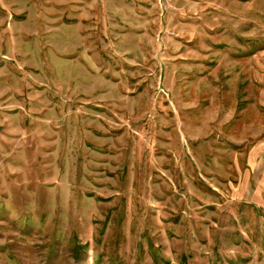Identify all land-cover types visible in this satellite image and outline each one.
<instances>
[{"label":"rangeland","instance_id":"374dc122","mask_svg":"<svg viewBox=\"0 0 264 264\" xmlns=\"http://www.w3.org/2000/svg\"><path fill=\"white\" fill-rule=\"evenodd\" d=\"M264 0H0V264H264Z\"/></svg>","mask_w":264,"mask_h":264},{"label":"crops","instance_id":"0c3cea01","mask_svg":"<svg viewBox=\"0 0 264 264\" xmlns=\"http://www.w3.org/2000/svg\"><path fill=\"white\" fill-rule=\"evenodd\" d=\"M264 120V119H262ZM264 123V122H262ZM260 144L258 145L257 157L260 158L261 164L264 165V132L261 134ZM264 168V167H262ZM256 190L260 196H264V171H262V175L258 178V182L256 184Z\"/></svg>","mask_w":264,"mask_h":264}]
</instances>
